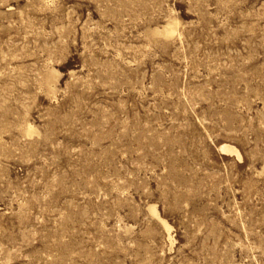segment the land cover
<instances>
[{"label":"rangeland","instance_id":"374dc122","mask_svg":"<svg viewBox=\"0 0 264 264\" xmlns=\"http://www.w3.org/2000/svg\"><path fill=\"white\" fill-rule=\"evenodd\" d=\"M0 264H264V0H0Z\"/></svg>","mask_w":264,"mask_h":264},{"label":"bare ground","instance_id":"6f19581e","mask_svg":"<svg viewBox=\"0 0 264 264\" xmlns=\"http://www.w3.org/2000/svg\"><path fill=\"white\" fill-rule=\"evenodd\" d=\"M174 32H175V24L173 22L168 23L162 30L155 31V33H163L166 35H172ZM221 148L224 152L236 153V155L240 156L239 152L230 145H223ZM152 212L154 215H156L159 218V220L164 224V227L169 231L170 227L163 219L160 218V216L156 212V209H152Z\"/></svg>","mask_w":264,"mask_h":264}]
</instances>
